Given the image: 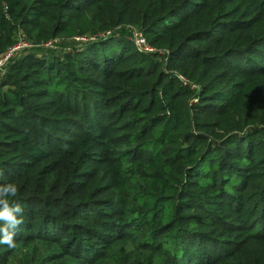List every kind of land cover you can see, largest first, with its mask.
<instances>
[{
    "label": "trees",
    "instance_id": "trees-1",
    "mask_svg": "<svg viewBox=\"0 0 264 264\" xmlns=\"http://www.w3.org/2000/svg\"><path fill=\"white\" fill-rule=\"evenodd\" d=\"M18 38L0 184L32 264H264V0H0Z\"/></svg>",
    "mask_w": 264,
    "mask_h": 264
},
{
    "label": "clouds",
    "instance_id": "clouds-1",
    "mask_svg": "<svg viewBox=\"0 0 264 264\" xmlns=\"http://www.w3.org/2000/svg\"><path fill=\"white\" fill-rule=\"evenodd\" d=\"M0 175L3 172L0 171ZM19 189L15 183L0 184V245L15 249L16 234L24 223L23 208L19 203H10L9 197H16Z\"/></svg>",
    "mask_w": 264,
    "mask_h": 264
},
{
    "label": "rangeland",
    "instance_id": "rangeland-1",
    "mask_svg": "<svg viewBox=\"0 0 264 264\" xmlns=\"http://www.w3.org/2000/svg\"><path fill=\"white\" fill-rule=\"evenodd\" d=\"M15 249H9V254L0 262V264H32L34 259L44 258L50 251V248L44 242L36 241L32 245H23L16 243ZM127 251H134L136 249L134 243H128L125 248ZM55 264H77L76 261L70 258L61 259ZM79 264H85L83 261ZM104 264H118L105 262Z\"/></svg>",
    "mask_w": 264,
    "mask_h": 264
},
{
    "label": "built area",
    "instance_id": "built-area-1",
    "mask_svg": "<svg viewBox=\"0 0 264 264\" xmlns=\"http://www.w3.org/2000/svg\"><path fill=\"white\" fill-rule=\"evenodd\" d=\"M109 34V32L107 33ZM92 39V38H90ZM130 41L134 45L135 49L140 53H153L155 50L147 43L143 34L137 30H134L131 34ZM51 43H47L46 47H50ZM32 45L25 40L18 38V41L15 45L10 47L8 51L0 56V77L4 76L6 73V67L9 60L17 53L21 51L28 50ZM160 54H164L160 52Z\"/></svg>",
    "mask_w": 264,
    "mask_h": 264
}]
</instances>
